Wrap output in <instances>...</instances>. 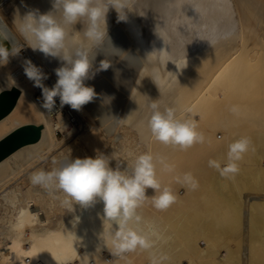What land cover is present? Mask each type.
I'll return each instance as SVG.
<instances>
[{
  "label": "bare ground",
  "instance_id": "bare-ground-1",
  "mask_svg": "<svg viewBox=\"0 0 264 264\" xmlns=\"http://www.w3.org/2000/svg\"><path fill=\"white\" fill-rule=\"evenodd\" d=\"M51 8V0H0V32L21 49L0 66V91L12 87L9 77L20 90L0 119V138L22 123L42 125L37 141L0 161V264H151L152 256L163 257L160 264H264V0H131L121 22L110 9L108 33L122 51L105 41L97 55L94 66L105 59L112 67L86 81L101 97L78 113L86 128L77 133L66 130L70 117L59 107L41 108V90L23 72L30 59L48 74L46 82H56L60 62L29 48L14 23L18 14ZM153 100L161 110L193 116L206 142L182 151L152 141L146 121ZM240 136L250 138L249 150L238 173L222 177L208 160L226 161L228 144ZM149 148L174 166L173 173L159 165L157 171L178 194L165 211L150 203L139 210L159 234L150 250L112 255L100 238L102 202L68 212L62 193L30 182L34 172L69 157L99 150L112 157L110 166L123 167ZM184 173L193 174L197 189L174 182Z\"/></svg>",
  "mask_w": 264,
  "mask_h": 264
},
{
  "label": "clouds",
  "instance_id": "clouds-1",
  "mask_svg": "<svg viewBox=\"0 0 264 264\" xmlns=\"http://www.w3.org/2000/svg\"><path fill=\"white\" fill-rule=\"evenodd\" d=\"M131 0H51L52 8L46 13L38 9L30 10L22 17L18 14L14 20L17 30L26 38L28 47L39 51L45 58L60 62L54 69L56 82L47 86L49 79L42 67L26 59L22 65L26 78L33 87L41 90V108L52 113L57 107L69 106L82 112L84 106L101 97L93 86L86 84L102 71L112 67V63L103 59L98 67L94 62L105 41L118 49L108 33V13L114 9L117 22L127 21ZM81 24L79 31L76 24ZM71 29V31L69 30ZM3 41H9L11 48ZM96 50L95 55H91ZM21 49L13 46L7 32H0V66L9 63V58L17 56ZM10 78L11 86L16 87L15 79ZM109 97H104L110 103ZM150 115L146 125L151 140L179 150H187L194 144L206 142L205 134L199 130L193 116L177 115L174 107L161 110L160 104L153 100L149 105ZM235 106L231 111L237 112ZM189 113L192 109L187 110ZM251 140L240 136L228 144L226 161L209 159L208 166L216 169L222 177H234L239 171L238 162L249 150ZM112 157L97 150L94 157L66 158L59 166L50 171L39 170L30 177L34 186H40L49 194L62 193L61 205L74 212L75 206L88 208L98 202L103 203V232L100 238L112 255L123 256L139 250H150L154 238H159L155 227L148 224L140 213L146 204L159 211L169 209L178 200V194L170 184H162L158 176V165L167 173L174 172V166L163 157H157L149 148L135 157L130 165L110 166ZM176 184L188 190H195L199 184L192 173L174 175ZM153 195L148 196L147 190ZM77 222L79 217H76ZM160 259H163L161 257ZM160 259L151 257V264H160Z\"/></svg>",
  "mask_w": 264,
  "mask_h": 264
},
{
  "label": "water",
  "instance_id": "water-1",
  "mask_svg": "<svg viewBox=\"0 0 264 264\" xmlns=\"http://www.w3.org/2000/svg\"><path fill=\"white\" fill-rule=\"evenodd\" d=\"M19 93L20 90L17 87H10L0 91V119L12 110ZM41 129V124L25 123L0 138V161L17 148L37 141L40 137Z\"/></svg>",
  "mask_w": 264,
  "mask_h": 264
},
{
  "label": "rangeland",
  "instance_id": "rangeland-1",
  "mask_svg": "<svg viewBox=\"0 0 264 264\" xmlns=\"http://www.w3.org/2000/svg\"><path fill=\"white\" fill-rule=\"evenodd\" d=\"M49 81H45V84L49 87L52 86V84ZM37 97L39 99H41L39 97V95H37ZM57 107H59V100L57 98ZM60 108V107H59ZM60 111L62 112L61 114L64 115H68V117H70L69 123H67V127L66 130L68 131L69 129H73V132L77 133V132H81L82 130H85L86 128V120L84 117H82L80 114H78L79 112L76 113L75 110H72L69 106H64L62 109L60 108ZM27 123H33V122H27ZM25 124V123H22ZM21 124V125H22ZM38 124V123H35ZM56 135L59 139H62L63 137V131L62 130H57L56 131Z\"/></svg>",
  "mask_w": 264,
  "mask_h": 264
}]
</instances>
